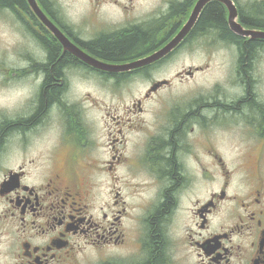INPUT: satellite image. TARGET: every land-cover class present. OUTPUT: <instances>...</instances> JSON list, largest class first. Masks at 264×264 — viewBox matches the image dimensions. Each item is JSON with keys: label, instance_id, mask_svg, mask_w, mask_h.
I'll list each match as a JSON object with an SVG mask.
<instances>
[{"label": "flooded vegetation", "instance_id": "obj_1", "mask_svg": "<svg viewBox=\"0 0 264 264\" xmlns=\"http://www.w3.org/2000/svg\"><path fill=\"white\" fill-rule=\"evenodd\" d=\"M35 1L38 10L29 0H0V77L5 76L0 88L22 79L33 87L21 101L28 99L29 111L7 108L13 115L3 118L0 110V125L39 117L26 129L2 136L0 264H157L160 253L158 264H264V123L246 106L254 101L264 109V32L258 31L264 26L244 21L264 20V0H206L190 30L170 49L165 48L187 26L199 0L150 2L139 11L135 0ZM212 2L223 9L234 38L217 28L195 29ZM134 27L153 29L156 44L122 60L89 47ZM55 28L88 57L127 68L86 63L66 49ZM6 34L9 40L3 43ZM251 40L260 44L246 81L241 46ZM46 41L54 42L59 57L68 53L76 62L63 68L61 101L41 110L58 60H49ZM188 57L198 61L174 75L153 77L152 86L122 115L109 114L108 119H118L112 123L122 127L116 130L120 135H87L84 103L66 98L72 77L113 86L134 83L151 69ZM211 70L218 76L188 98L171 96L174 102L157 111L150 135H125L138 127L133 117L142 115L143 103L154 94ZM40 129L56 135H28ZM167 147L177 174L164 170ZM162 206L168 218L158 242L150 224Z\"/></svg>", "mask_w": 264, "mask_h": 264}, {"label": "rangeland", "instance_id": "obj_2", "mask_svg": "<svg viewBox=\"0 0 264 264\" xmlns=\"http://www.w3.org/2000/svg\"><path fill=\"white\" fill-rule=\"evenodd\" d=\"M84 0H68V2ZM159 1L162 0H135V8L137 11L146 8V4L151 2V6H156ZM192 1V0H190ZM139 8V9H138ZM71 9V8H70ZM9 40L8 35H4L2 42L7 43ZM192 61H198V57H188L184 59L173 60L172 63L167 64L161 70L155 72L153 69L149 71V75L145 73L144 76H139L134 83H123L121 85L106 84L98 80V78H83L72 77L70 81V92L66 95V98H70L73 102L84 103V123L87 124V135H120L116 134V130L122 127H115L113 122L118 119L110 118L109 114L113 116L122 115L126 107H130L132 103L143 97L144 92L152 86V78L164 77L167 75H174L178 71L183 70L187 63ZM218 76V72L211 70L210 72L200 75L197 80L187 81L185 83L176 82L170 88L161 89L159 92L153 95L151 99L143 103L144 111L142 115L137 113L134 119H139L138 127L135 129H127L124 131L125 135H150L151 130L155 129V117L157 111L162 108L163 105H171L174 100L171 96L182 95L184 99L188 98L193 93L197 92L200 87H204L209 84L214 78ZM262 86L261 91L264 93V66L261 68ZM160 79V78H158ZM5 80V76L0 77V84ZM33 92V87L30 86L28 79H22L19 81H11L7 87L0 88V110L3 118L12 116L13 113L7 108L13 110L27 109L28 99L21 102L25 96L30 95ZM30 105V104H29ZM82 105V104H81ZM80 106V105H78ZM15 107V109H14ZM19 113H22L21 111ZM106 115V117H105ZM130 123V122H129ZM131 124V123H130ZM104 126V128H103ZM103 131V132H102ZM15 135H18L15 133ZM28 135H56L52 129L43 130L40 129ZM219 135H228L219 133ZM230 135H235L233 132ZM100 141H94V144H99ZM102 148V147H101ZM99 153H102L99 152ZM18 160V156L13 157V162ZM4 164V162H3Z\"/></svg>", "mask_w": 264, "mask_h": 264}, {"label": "trees", "instance_id": "obj_3", "mask_svg": "<svg viewBox=\"0 0 264 264\" xmlns=\"http://www.w3.org/2000/svg\"><path fill=\"white\" fill-rule=\"evenodd\" d=\"M5 3H21L22 0H4ZM184 6H182L183 8ZM264 18V11L260 14ZM244 21L250 24H254L255 26H264V20L259 21V19H254L251 17L244 18ZM221 25V26H220ZM206 28H217L223 36H230L234 38V35L229 30L225 19H224V12L223 9L220 7V5L216 2L210 3L205 11L203 12L201 18L199 19L196 30H204ZM155 43L154 41V34L153 29H151V33L146 30H141L139 27H134L130 30H126L123 32H120L118 34L112 35V36H103L98 40H94L91 44H89L90 49L95 52L96 54L103 56L105 58L109 59H115V60H122L125 57H130L137 52L145 49L148 46H153ZM260 44V42L251 40L248 43H246V46H241L242 50L244 51V54L242 55V65H244V71L243 77L246 81L250 77H252V72L250 70V61L253 59L255 55V48ZM45 45L49 51V60L54 61L58 58L55 65H45V68L47 70V73L50 74V67L52 69V75L56 80L54 82L51 81L53 84L52 88L46 89L45 95L47 100L44 97V94H42V103H41V110L44 108L47 109V107L51 104L52 100L55 101H61L62 99V91L64 90V87L60 85V78L63 77V68L66 64L71 63L73 61L76 62V60L69 55L68 53H65L61 57H59V49L54 44V42L49 41L45 42ZM48 45V46H47ZM48 79H52L51 76L48 77ZM50 84V83H49ZM48 85L47 81L46 84ZM44 92V91H43ZM45 106V107H44ZM247 109L249 112H251L252 115L258 116L260 118V121L264 123V109L263 107H260L258 104H256L254 101H249V103H246ZM39 117L36 115L32 119L22 121V122H15V123H6L0 125V149L2 147L3 141L2 136L3 135H11L13 130L17 132V130L26 129L28 126L38 122ZM12 132V133H11ZM163 153V164L165 165L164 170L168 172V174L175 173L177 174L178 168L174 164H171L170 157L172 156V150L170 147H167V149L162 151ZM174 160V159H173ZM170 194L166 195V201L167 204H170ZM166 205L164 204V207ZM161 210L158 211L157 214H155L154 219L151 221L150 226L156 227V234L154 233L155 237L157 238L158 242L161 241V234H160V228L165 225V222L167 220V213L166 209L160 208ZM162 242H160L159 247H161ZM163 259L162 254H158L157 256V264ZM151 264V263H149Z\"/></svg>", "mask_w": 264, "mask_h": 264}, {"label": "water", "instance_id": "obj_4", "mask_svg": "<svg viewBox=\"0 0 264 264\" xmlns=\"http://www.w3.org/2000/svg\"><path fill=\"white\" fill-rule=\"evenodd\" d=\"M29 2L33 5V7L38 10L39 7L36 3L35 0H29ZM203 2L200 1L194 14H196L198 12V10L201 8ZM186 27L183 29V31H181L177 37L171 42V45L167 46L165 49H170L172 46L176 45L178 43V41L183 37V34L186 33ZM54 32L58 35V37L60 38V40L63 42L64 45H67L68 47H66V49H70L77 57L83 59L84 61L88 62L89 64H92L98 68H102V69H108V70H124L127 67L125 65L123 66H115V65H109V64H105L102 63L100 61L94 60L90 57H88L83 51H81L77 46H74L73 44L70 43L69 40H67V38L57 29H53ZM164 49V50H165ZM161 52H158L156 55H159ZM155 56L151 57V60L154 58ZM144 63L143 61H140L136 64H142Z\"/></svg>", "mask_w": 264, "mask_h": 264}, {"label": "bare ground", "instance_id": "obj_5", "mask_svg": "<svg viewBox=\"0 0 264 264\" xmlns=\"http://www.w3.org/2000/svg\"><path fill=\"white\" fill-rule=\"evenodd\" d=\"M221 26V25H220ZM48 46V45H47ZM234 52H235V50H234ZM264 53V52H263ZM236 65V64H235ZM242 65V64H241ZM236 73V72H235ZM259 77V76H258ZM257 82V81H256ZM259 83V82H258ZM240 84H242V83H240ZM261 84V83H260ZM236 95V94H235ZM237 100V99H236ZM231 101V100H230ZM241 101V100H240ZM233 113V112H232ZM231 114V113H230ZM16 142V141H15ZM10 143V142H9ZM13 143V142H12Z\"/></svg>", "mask_w": 264, "mask_h": 264}]
</instances>
